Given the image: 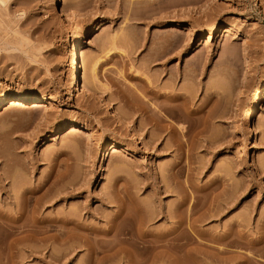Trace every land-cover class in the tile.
Returning <instances> with one entry per match:
<instances>
[{"label": "rangeland", "instance_id": "1", "mask_svg": "<svg viewBox=\"0 0 264 264\" xmlns=\"http://www.w3.org/2000/svg\"><path fill=\"white\" fill-rule=\"evenodd\" d=\"M59 4L66 16L53 0H0V97L51 102L47 107H1L0 176L5 172L13 181L38 187L37 195H45L43 215L79 207V221L104 241L109 240L103 237L107 221L119 204L131 210L132 198L147 209L160 206L173 214L176 192L185 190L188 256L177 264H242V257L247 264H264V101L255 104L264 84V0ZM86 25L93 28L80 50L79 74L91 94L77 95L68 76L67 43ZM90 61L96 63L98 83L90 80ZM171 92L189 94L188 108L198 113L180 111L185 121L168 115L160 107L176 104L164 101L162 94ZM149 116L177 130L199 126L204 131L193 140V151L179 159L167 130L159 132L147 122ZM71 124L87 131L69 133ZM251 129L256 135L246 143ZM178 137L185 150L190 147L186 136ZM212 138L215 144L204 142ZM103 143L124 152L115 157ZM57 191L59 197L49 200L48 193ZM227 198L232 204L209 217L229 203ZM8 201L1 192L3 210L10 208ZM143 219L140 228L148 238L175 226L174 219ZM52 245L57 248L53 253L13 252L12 261L87 263L83 243L68 249ZM104 246L102 264H130ZM163 249L157 246L133 262L171 264Z\"/></svg>", "mask_w": 264, "mask_h": 264}, {"label": "bare ground", "instance_id": "2", "mask_svg": "<svg viewBox=\"0 0 264 264\" xmlns=\"http://www.w3.org/2000/svg\"><path fill=\"white\" fill-rule=\"evenodd\" d=\"M61 0H53V5L56 7H60V12L63 15H67V12L61 4H59ZM89 28H93V25H86L82 27L73 37L72 43H67L70 46L68 59H69V71L68 76L70 79V84L73 87V91L78 95L80 93L91 94L89 89L87 88L86 82L83 78H81L79 74V69L81 67L80 64V50L82 48L83 42L87 33L89 32ZM95 28V26H94ZM229 32L228 30H225ZM213 35V28L211 27L208 32L207 39L211 38ZM91 63H93L91 65ZM96 63L90 61V71H91V82L98 83L97 78V69ZM173 90V89H172ZM171 90V91H172ZM159 93V92H158ZM169 93V92H168ZM154 94V93H153ZM155 94H157L155 92ZM166 97L164 101L167 100L174 103L173 106H162L163 109L168 115L176 119L177 121H183L184 119L180 115V111H184L188 115L194 116L198 113V110H194L195 112L189 110L188 108V99L189 94L186 92L182 93H174L170 94H162ZM155 96V95H154ZM161 95H159L160 97ZM158 98V97H157ZM162 98V97H161ZM264 101V84L262 87L261 93L257 96L256 106H261ZM10 105L17 106L19 108H36L40 106H49L51 102H47L42 97H32V96H2L0 97V109L2 106ZM201 111V110H199ZM213 114V113H212ZM211 115V114H208ZM214 115V114H213ZM213 117V116H212ZM208 117H206L207 119ZM211 119V117L209 116ZM185 121V120H184ZM147 122H153L156 129L161 132L167 130V134L171 138L174 143L176 150L178 152L179 159L183 155H189L190 152L193 151V140L198 137L199 134L204 131V128L198 129L197 126L190 128H182L179 130L174 127H167L166 125L161 124V120L156 117L149 116ZM197 124V123H196ZM199 122L197 125H200ZM252 118H249L247 121V126L251 128ZM203 127V125H201ZM79 129H85V127H80L78 124H71L69 133L77 131ZM239 126H234V131H239ZM178 135L186 136L189 140L190 147L185 150L184 143L179 139ZM254 135H256L255 130H250L246 143L253 141ZM88 140L91 141V138L88 137ZM195 141V140H194ZM206 144L212 145L215 144L213 138L210 140L204 141ZM103 150H108L109 146L112 149V153L114 156L119 157L120 152H124L121 147L110 143L109 145L103 143ZM180 162L175 163L178 165ZM172 169V168H171ZM101 170V168H100ZM8 173L3 172L0 176V194L3 192L5 194V199H8V205H10L9 209L3 210L0 206V264H6L9 261H12L13 252L23 251L28 256L39 255L44 252L53 253L57 250L52 243H56L58 245H67V248H74L75 245H79L83 243L86 245V249L89 254V258L86 264H102L106 259L104 244L110 245V249H113L112 254L122 253L124 257L127 258L130 264H136L133 262L135 258L138 257H147L152 250L157 247H163L164 257L170 260L171 264H177V260L179 258H184L188 256V252L185 251L186 238L188 236L187 230V220L188 215L184 213V207L187 204L188 195L185 190H180L176 192L177 195V206L176 209L171 213H164L162 208L158 206L154 210L147 209V207H143L141 203L132 198L129 199V203L133 204L135 201L133 209L126 210L124 206L118 205V210L115 212L113 217H111L107 223L108 227L105 231H103L104 236H108L109 240L104 241L102 238L97 239L98 233L96 229L85 226L79 221V207L70 209L68 211H58L53 216L43 215L42 206H43V197L44 194L37 195L38 187L28 186L24 180L23 182L17 180L13 181L14 177H10L7 175ZM10 180H9V179ZM10 183L9 190H6V185ZM164 191L167 189L164 188ZM47 193V192H46ZM48 198L56 199L61 194L60 191L52 193ZM63 194H67L63 191ZM46 201L48 198L45 197ZM229 199V198H227ZM111 200V199H110ZM113 200H116V196L113 197ZM232 199H229V203H225L223 208L213 214H209L211 216H217L219 213L232 204ZM196 203L192 204L190 211L194 208ZM143 217L149 218V220H153L154 218H164L174 219L175 226L165 230L161 234L157 235L155 238H148V233L141 230L140 225L143 224ZM136 220V227L134 228V221ZM91 235V236H90ZM100 235V234H99ZM229 237V235H225ZM97 237V238H96ZM100 237V236H99ZM102 239V240H101ZM231 244V241L229 242ZM90 244V245H89ZM99 253L103 255L101 257H97ZM215 256V255H214ZM219 256V254H217ZM216 256V257H217ZM121 257L122 259L124 258ZM243 258V263L247 264V258ZM199 259V258H198ZM16 262H14L15 264ZM138 262V264H144ZM10 264V263H9ZM13 264V263H11Z\"/></svg>", "mask_w": 264, "mask_h": 264}]
</instances>
